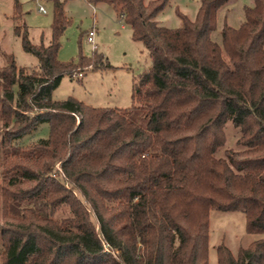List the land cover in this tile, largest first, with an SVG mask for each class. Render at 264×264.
Instances as JSON below:
<instances>
[{"label": "trees", "instance_id": "1", "mask_svg": "<svg viewBox=\"0 0 264 264\" xmlns=\"http://www.w3.org/2000/svg\"><path fill=\"white\" fill-rule=\"evenodd\" d=\"M53 5L51 40L14 33L38 69L0 66V264H208L211 210L244 214L264 234V0L242 9L237 28L218 11L231 0H199L181 25L155 18L170 0H88L112 7L149 65L126 109L52 99L63 76L109 68L102 56L57 58L66 0ZM20 3L14 0L18 14ZM240 149L225 151V126ZM47 123L46 139H23ZM217 264H264V239Z\"/></svg>", "mask_w": 264, "mask_h": 264}, {"label": "rangeland", "instance_id": "2", "mask_svg": "<svg viewBox=\"0 0 264 264\" xmlns=\"http://www.w3.org/2000/svg\"><path fill=\"white\" fill-rule=\"evenodd\" d=\"M150 0H145L148 2ZM20 10L14 12V0H0V66L7 63L11 55L18 67L38 69L36 57L26 53L21 38L14 33V15L19 24L25 23L27 36L33 45L47 46L51 40L53 5L51 0H18ZM251 0H231L217 14V27L212 40L221 43L220 31L224 23L237 28L243 20L242 9L251 5ZM199 0H170L155 21L159 26L175 29L181 22L175 14L179 10L193 20ZM43 7L45 13L39 11ZM63 11L67 25L59 38L57 58L62 63H77L80 56L90 58L93 52L102 56L109 68L88 70L73 78L63 76L52 99L62 101L73 98L85 105L101 108L126 109L132 105L133 85L138 76L149 65V57L143 46L132 40L131 29L125 25L112 7L105 3L91 4L88 0H66ZM95 30L93 45L87 41V33ZM49 133L47 123H42L23 144L46 139ZM226 140L218 149L217 157H224L229 149L238 150L239 130L231 122L225 126ZM264 239V234L249 235L245 232L244 214L237 211L211 210L209 216L208 264H217L216 247L224 245L233 255L240 247Z\"/></svg>", "mask_w": 264, "mask_h": 264}, {"label": "built area", "instance_id": "3", "mask_svg": "<svg viewBox=\"0 0 264 264\" xmlns=\"http://www.w3.org/2000/svg\"><path fill=\"white\" fill-rule=\"evenodd\" d=\"M39 11L42 13H45V10L43 7H39ZM94 35H95V30L91 29L88 33H87V41L88 43L93 45L94 42ZM78 76H81V74H78Z\"/></svg>", "mask_w": 264, "mask_h": 264}]
</instances>
